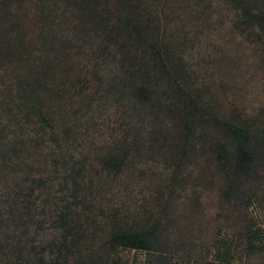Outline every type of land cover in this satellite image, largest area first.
<instances>
[{
	"label": "trees",
	"instance_id": "16d2710c",
	"mask_svg": "<svg viewBox=\"0 0 264 264\" xmlns=\"http://www.w3.org/2000/svg\"><path fill=\"white\" fill-rule=\"evenodd\" d=\"M240 51L264 0H0V264H264Z\"/></svg>",
	"mask_w": 264,
	"mask_h": 264
},
{
	"label": "rangeland",
	"instance_id": "374dc122",
	"mask_svg": "<svg viewBox=\"0 0 264 264\" xmlns=\"http://www.w3.org/2000/svg\"><path fill=\"white\" fill-rule=\"evenodd\" d=\"M215 26H216V30L218 28V31H219V26L218 25H215ZM226 40H229V39H226ZM217 62H219V66L222 69H225L227 72L236 75L238 80L241 79L242 81H247L249 82L248 84L251 85V87H248L247 89H245V92L243 94L244 102L242 103L239 102L238 104L237 102L232 103L230 104L231 107H233L235 110L245 109L244 112L246 113V115H251L252 113L256 114L258 112V109H260V111H263L264 110V82L262 80H264V70H261L262 62L260 61V64L257 63V66L255 67L252 66V64H256V62H254L253 57L249 55L248 53H246L245 51H242V52L240 51L239 55H237V60L233 57H229L228 61L226 62H224L223 59L222 61L217 60ZM201 67L203 69L204 65H202ZM259 83L261 85H259ZM217 94L221 95V98L223 97L224 99L227 98V100H231L230 99L231 96L230 97L226 96L227 92L218 91ZM250 94L251 96L262 94V99H261V96L260 98L256 96L257 100L253 98L255 100L254 101L251 99ZM235 95L236 94L233 93V96ZM230 109L231 108H227L226 110H230ZM262 174L264 173L262 172ZM203 202L205 205L208 204V199L204 198Z\"/></svg>",
	"mask_w": 264,
	"mask_h": 264
}]
</instances>
